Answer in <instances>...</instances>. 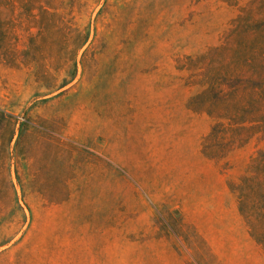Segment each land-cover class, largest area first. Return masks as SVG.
<instances>
[{
  "label": "rangeland",
  "instance_id": "rangeland-1",
  "mask_svg": "<svg viewBox=\"0 0 264 264\" xmlns=\"http://www.w3.org/2000/svg\"><path fill=\"white\" fill-rule=\"evenodd\" d=\"M76 1L90 32L69 85L44 96L25 69L0 66V109L38 128L18 145L27 220L0 264H264V46L224 83L242 127L225 159L201 154L212 120L187 109L189 60L212 55L238 7ZM256 6L239 28L264 31Z\"/></svg>",
  "mask_w": 264,
  "mask_h": 264
},
{
  "label": "trees",
  "instance_id": "trees-1",
  "mask_svg": "<svg viewBox=\"0 0 264 264\" xmlns=\"http://www.w3.org/2000/svg\"><path fill=\"white\" fill-rule=\"evenodd\" d=\"M219 1L238 7V14L220 45L207 54L212 55L200 56L198 59L202 60L195 64L190 59L186 67L187 84L198 89L189 98L187 109L206 114L212 120L210 132L201 144V154L216 161L225 159L242 135V127L233 124L234 103L224 83L243 76L264 46V31H245L237 26L258 21L257 0L245 7H239V0ZM79 4L76 0H70L68 7L66 0H0V66L25 69L44 96L64 89L76 76L79 52L89 38V22L82 26L76 20L82 10V15L86 11L85 5ZM37 129L29 120L0 109V228L6 225L11 232L0 245L20 233L26 224L27 217L18 198V190L22 196L26 191L18 145ZM42 134L36 136L42 140ZM11 157L15 159L14 177ZM242 204L240 201V210Z\"/></svg>",
  "mask_w": 264,
  "mask_h": 264
}]
</instances>
